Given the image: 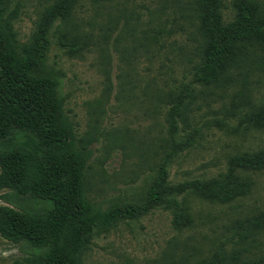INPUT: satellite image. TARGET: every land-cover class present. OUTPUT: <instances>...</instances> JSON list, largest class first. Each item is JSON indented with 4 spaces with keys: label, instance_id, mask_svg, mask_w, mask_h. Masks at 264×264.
<instances>
[{
    "label": "rangeland",
    "instance_id": "374dc122",
    "mask_svg": "<svg viewBox=\"0 0 264 264\" xmlns=\"http://www.w3.org/2000/svg\"><path fill=\"white\" fill-rule=\"evenodd\" d=\"M193 1L72 0L62 21L49 18L59 0H9L1 23L11 47L35 71L59 79L62 119L75 144L90 151L84 196L105 222L85 237L75 264L264 258L263 169L234 168L250 190L223 203L194 190L235 155L263 149L264 127L239 132L223 110L241 98L240 77L226 87L195 83ZM231 1L222 0L225 22ZM243 77L251 101L263 102L264 51ZM176 98L184 121L174 117L170 127L165 119ZM159 165L164 180L152 200ZM27 256L0 238V264H26Z\"/></svg>",
    "mask_w": 264,
    "mask_h": 264
},
{
    "label": "trees",
    "instance_id": "16d2710c",
    "mask_svg": "<svg viewBox=\"0 0 264 264\" xmlns=\"http://www.w3.org/2000/svg\"><path fill=\"white\" fill-rule=\"evenodd\" d=\"M110 1L115 0H91ZM71 2L59 0L49 18L66 20ZM8 5L9 0H0V238L24 247L26 264H75L85 237L105 222L84 196L90 151L75 144L71 128L62 119L59 79L35 71L29 56L11 47L1 23ZM226 8L222 0L193 1L194 81L204 88L226 87L240 77L241 98L223 110L226 116L236 117L239 132L259 130L264 127V100L251 101L248 90H243V73L254 65L255 54L264 51V0H232L227 22L222 17ZM180 107L176 98L165 119L170 127L174 117L184 121ZM234 168L264 170V148L235 155L225 172L194 190L222 203L246 194L250 185L231 172ZM158 170L152 200L160 196L155 189L164 180L162 165ZM241 264H264V258L245 259Z\"/></svg>",
    "mask_w": 264,
    "mask_h": 264
}]
</instances>
